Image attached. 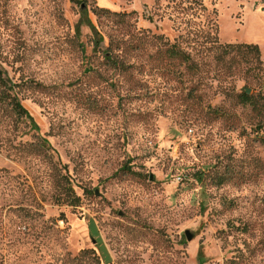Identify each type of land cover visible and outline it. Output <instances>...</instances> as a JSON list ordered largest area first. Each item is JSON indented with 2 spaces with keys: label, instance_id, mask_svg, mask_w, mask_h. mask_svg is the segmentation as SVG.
Segmentation results:
<instances>
[{
  "label": "rangeland",
  "instance_id": "374dc122",
  "mask_svg": "<svg viewBox=\"0 0 264 264\" xmlns=\"http://www.w3.org/2000/svg\"><path fill=\"white\" fill-rule=\"evenodd\" d=\"M0 68V264H264V0H0Z\"/></svg>",
  "mask_w": 264,
  "mask_h": 264
},
{
  "label": "trees",
  "instance_id": "16d2710c",
  "mask_svg": "<svg viewBox=\"0 0 264 264\" xmlns=\"http://www.w3.org/2000/svg\"><path fill=\"white\" fill-rule=\"evenodd\" d=\"M74 3H78L79 0H71ZM210 48L217 50V55L215 56V60L217 63H225L226 59L230 58V62L236 63V55H242L245 57L246 55H255L259 57L260 49L257 45H247V44H220L217 37H210ZM165 53L170 58H176L181 61H190L192 56L190 53L186 52L180 45L177 43L171 45ZM109 58V57H108ZM110 59V58H109ZM264 85V83H263ZM15 85L13 82L7 77L6 72L0 68V102L8 104L15 115L19 118H28L32 121V126L34 129H37V125L32 120L29 112L23 106L19 98L13 94ZM250 90V93L246 91ZM239 102L242 105H248L257 109L259 106V101L255 98L254 93H252L251 88H245L243 92H241L238 96ZM262 143L264 145V139H262ZM67 194L71 200L69 203L74 206H78L80 203V198L75 196L74 192L71 188H68Z\"/></svg>",
  "mask_w": 264,
  "mask_h": 264
},
{
  "label": "water",
  "instance_id": "95a60500",
  "mask_svg": "<svg viewBox=\"0 0 264 264\" xmlns=\"http://www.w3.org/2000/svg\"><path fill=\"white\" fill-rule=\"evenodd\" d=\"M246 92L247 93H250V90H247ZM151 180H153V177H151ZM186 236H187V239L188 240H191L192 239V235L188 231L186 232Z\"/></svg>",
  "mask_w": 264,
  "mask_h": 264
}]
</instances>
